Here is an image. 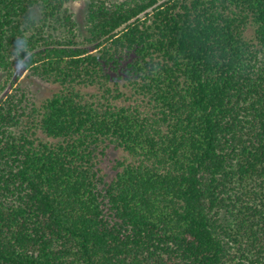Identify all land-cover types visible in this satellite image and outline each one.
Returning <instances> with one entry per match:
<instances>
[{
  "label": "trees",
  "instance_id": "16d2710c",
  "mask_svg": "<svg viewBox=\"0 0 264 264\" xmlns=\"http://www.w3.org/2000/svg\"><path fill=\"white\" fill-rule=\"evenodd\" d=\"M70 1L0 0V264H264V0Z\"/></svg>",
  "mask_w": 264,
  "mask_h": 264
},
{
  "label": "rangeland",
  "instance_id": "374dc122",
  "mask_svg": "<svg viewBox=\"0 0 264 264\" xmlns=\"http://www.w3.org/2000/svg\"><path fill=\"white\" fill-rule=\"evenodd\" d=\"M69 5V11L74 15V19L77 20L80 25L84 24V18H85V13L87 10V2L85 0H75V1H70L68 3ZM17 71H15V77L18 75V73L21 71L20 67L17 66L16 67ZM27 74H29V72L24 71L22 72L21 76H19V79H17L14 83H12V81L14 80H10L8 81L7 77V73H5L4 71L0 70V88L6 83V87L3 91L0 92V98L6 93L8 92V90L10 89H14V88H18L19 85L21 84V86H24L28 91V97L29 98H33L35 96H44L45 94H50L49 92V88L45 87L43 85V83L38 80L33 81L32 79H26L24 77L27 76ZM24 78V80H23ZM122 152L120 151H115V152H110V159H114L115 156L117 157H121ZM110 159H106L105 162L102 164L104 171L108 172V173H113L112 171V165L113 162H110Z\"/></svg>",
  "mask_w": 264,
  "mask_h": 264
}]
</instances>
